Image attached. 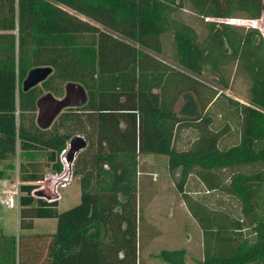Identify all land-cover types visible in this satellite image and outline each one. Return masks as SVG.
<instances>
[{
	"label": "trees",
	"instance_id": "1",
	"mask_svg": "<svg viewBox=\"0 0 264 264\" xmlns=\"http://www.w3.org/2000/svg\"><path fill=\"white\" fill-rule=\"evenodd\" d=\"M263 3L0 0V162L20 158L19 177L28 181L20 185V227L31 228L35 217L56 220L52 233L0 231V264H126L134 258L143 211L138 153L164 155L168 172L179 170L176 190L201 230L199 264H264V168L239 169L264 163V36L256 26L232 21L261 18ZM185 8L201 18V34L179 16ZM232 65L247 80L248 103L199 77L219 75L229 88L225 72ZM36 66L52 72L23 91ZM68 81L84 88L85 102L39 128L36 98L47 91L61 97ZM185 110L191 114L181 117ZM182 129L195 137L177 149ZM77 135L84 139L73 166L80 201L59 212L56 201L30 195L43 174L29 166L52 155L51 170H60L57 156ZM222 168L231 170L228 179ZM190 176L207 191L234 197L240 217L187 192ZM184 252L161 249L155 256L182 264Z\"/></svg>",
	"mask_w": 264,
	"mask_h": 264
},
{
	"label": "rangeland",
	"instance_id": "2",
	"mask_svg": "<svg viewBox=\"0 0 264 264\" xmlns=\"http://www.w3.org/2000/svg\"><path fill=\"white\" fill-rule=\"evenodd\" d=\"M264 4V3H263ZM69 12L77 15L78 17L90 21V19L85 18L83 15H79L75 11H72L66 8ZM184 20L190 22L201 34L203 27L200 21V17L190 10L185 8L181 10L179 13ZM233 23H237L239 25L245 26H256L262 35L264 36V7L262 17L256 19L254 22H250L249 19L245 18H233ZM250 23V24H249ZM168 42L170 40H167ZM150 75V73H146ZM226 75H230L229 78V88H227L223 82L220 80L219 75L213 76L209 75L205 72L202 73L199 77L208 83L214 85L219 90L225 91L228 95L238 99L241 102L248 103L247 100V80L244 74L237 70L234 65L228 67L225 72ZM130 75V74H129ZM122 79L117 81L114 84L115 88H120L122 86ZM121 82V83H120ZM64 91V87H63ZM184 100L180 101L177 105V109L184 108L185 105ZM188 107V106H187ZM190 107V106H189ZM191 112L182 111L181 117H188ZM178 140L176 141V148L177 149H186L189 143L195 137V132L191 129H182L178 133ZM233 142V138H229L227 143ZM18 152V149H17ZM20 158L14 157L7 161V165H11L12 169L19 174V164ZM54 160V156L51 155L48 159H39L37 160L32 166L29 168L38 171L39 173L43 174L51 171V164ZM140 168L142 171H150L154 172L148 173L149 175H142L138 177V184L143 189L145 187L146 190L151 188L153 191L156 192V199L158 205H161L162 201L171 202L172 207L165 209V208H154L150 209L152 215L156 222L158 223L157 228V235L155 241H152V251L154 249H162V248H183L185 250L183 255V261H186L188 264H197L198 261L196 259L200 258L202 255V239H201V230L195 221V219L190 215L188 207L185 202L181 200L180 194L177 192L175 187L176 179L179 175V170H175L172 173H169L166 168V157L164 155H151L143 154L140 155V159H138ZM258 168H264V163H255L250 165H242L239 167L241 170L245 171H252ZM8 170V169H6ZM218 172L224 179H228L229 175L231 174V170L229 168H222L219 169ZM153 178V179H152ZM10 179H6L1 177L0 178V206L2 203L6 201V193L9 190L11 184ZM79 185L78 181L73 177L72 181L65 187L60 189V194L62 197L67 195L75 196L78 193ZM185 190L189 192L191 195L195 196L196 198L204 201L209 206L221 208L227 212H229L234 217H240L239 211V203L237 200L230 196L226 195L220 191H207L203 185L194 177L190 176L186 185ZM70 194V195H69ZM144 194L140 191V195ZM153 195V194H152ZM155 195V194H154ZM153 195V196H154ZM4 199V200H3ZM4 201V202H3ZM144 202V200H143ZM144 208L142 211V216L146 217L147 205H143ZM11 211V218L9 219V227L11 232H14L16 229V218H15V210H7ZM144 212V214H143ZM166 212V213H165ZM149 214V213H148ZM170 217H167L169 216ZM167 215V216H166ZM3 216V215H2ZM55 231V220H44L38 219L35 222V226L26 231H21L23 233H47ZM248 230H245L247 232ZM151 243V242H150ZM149 243H147L148 246ZM145 244L140 241V247H144ZM151 249L149 251H151ZM158 250V251H159ZM157 258V257H155ZM199 260V259H198Z\"/></svg>",
	"mask_w": 264,
	"mask_h": 264
},
{
	"label": "crops",
	"instance_id": "3",
	"mask_svg": "<svg viewBox=\"0 0 264 264\" xmlns=\"http://www.w3.org/2000/svg\"><path fill=\"white\" fill-rule=\"evenodd\" d=\"M158 57L160 59L164 60L165 62L170 63L171 65H176L173 61L169 60L167 57H164V56H158ZM82 147L83 146H81L79 148L81 149ZM150 154L155 155L154 153H150ZM140 155H143V154L138 153L136 155V159H137V186H138V196L140 198L139 204H141L142 206L147 205V211L149 214L147 213L146 217L142 216L141 220L139 221V223H138L139 225L137 226L138 227L137 228V235H138V238L140 239V241L145 244V246L144 247L138 246L137 248H135L134 258H126L125 263L126 264H168L158 257L155 258L156 257L155 254L158 252L159 249H154L153 251L151 249V248H153L152 247V245H153L152 241H155L156 238L158 237V235L156 233L157 232L156 230L158 228V223L156 222V220L154 219V217L152 215L153 211L151 210L152 211L151 212L150 209H154V208L168 209V208H171L172 205H171V202H168V201H162L161 205H158V202L156 199V192L153 191L151 188L146 190L145 187L142 189L139 186L138 177H139V181H140V177L142 175H149L150 173L154 174V172H150V171L144 172L141 170L140 164L138 161V159H140ZM156 155H159V154H156ZM7 161L8 160L0 162V178L3 177L6 179H10V182H11L10 184L12 185V183L15 181V179L16 178L20 179V177H19V174L16 171H14V169H12L11 165H7ZM18 168H19V164H18ZM166 168H167V163H166ZM6 169H8V170H6ZM74 178L78 181V185H79L78 193H76L75 196H73V197L69 196L68 198H67V195L65 197L61 196L59 201L56 202V209L59 212L75 206L80 201L81 183H80L78 176L74 177ZM20 181H21V184L28 183V181H23L21 179H20ZM140 191L144 194L140 195ZM22 193L23 192L21 191L20 195ZM152 194L153 195L155 194V195L153 196ZM143 200H144V202H143ZM22 208H23V206H21L19 203V197L17 200V207H13V208L8 207L5 204V202L1 204V206H0V231L3 234L17 235L19 233H23L21 231H26V230L32 229L35 226L36 220H38V219H44V220L54 219L55 220V218H52V217H35L32 219V227L31 228H21L20 227L21 218H20V212L19 211ZM143 208H144V206H143ZM12 209L15 210L14 214H15V218H16V229L14 232H11L10 227H9V219L11 218L12 213H11V211H10V213H9V211H7V210H12ZM143 214H144V212H143ZM153 214H154V212H153ZM170 215L171 214H169V216H167V215L166 216L170 217ZM55 228H56V220H55ZM52 232H54V231H52ZM52 232H47V233H52ZM26 234H35V233H26ZM37 234H46V233H37ZM138 238H137V240L139 242ZM147 243H149L148 246H147ZM201 246H202V244H201ZM148 249L149 250L151 249V251H149ZM162 249H175V248L169 247V248H162ZM120 254L121 253H119V255ZM108 256L109 255H107V257ZM200 258H201V256H200ZM200 258H198V259H200ZM198 259H196V260L198 261ZM182 264H188V263L186 261H183ZM197 264H199V263H197Z\"/></svg>",
	"mask_w": 264,
	"mask_h": 264
},
{
	"label": "water",
	"instance_id": "4",
	"mask_svg": "<svg viewBox=\"0 0 264 264\" xmlns=\"http://www.w3.org/2000/svg\"><path fill=\"white\" fill-rule=\"evenodd\" d=\"M51 72L52 68L50 66H36L29 69L22 81V90L27 91L31 87L38 85ZM85 100L86 92L84 88L78 83L68 81L64 86V94L62 97H55L51 92L47 91L36 98L35 123L39 128L46 129L65 107L81 105ZM75 141L77 143L74 145ZM70 143L79 148L84 145V140L76 136Z\"/></svg>",
	"mask_w": 264,
	"mask_h": 264
},
{
	"label": "built area",
	"instance_id": "5",
	"mask_svg": "<svg viewBox=\"0 0 264 264\" xmlns=\"http://www.w3.org/2000/svg\"><path fill=\"white\" fill-rule=\"evenodd\" d=\"M83 140L81 135H78ZM67 141L57 158L61 165L60 170H51L44 173L40 180L34 182V187L30 190V195L45 200L47 202L59 201L60 189L66 187L73 179V166L80 148L75 147ZM21 181L16 178L10 189L6 193L5 204L8 207H17V200L20 196Z\"/></svg>",
	"mask_w": 264,
	"mask_h": 264
},
{
	"label": "flooded vegetation",
	"instance_id": "6",
	"mask_svg": "<svg viewBox=\"0 0 264 264\" xmlns=\"http://www.w3.org/2000/svg\"><path fill=\"white\" fill-rule=\"evenodd\" d=\"M39 84H40V83H39ZM65 84H66V83H65ZM65 84H64V86H65ZM63 94H64V91H63ZM63 94H62V96H63ZM62 96H61V97H62ZM81 105H82V104H81ZM35 106H36V105H35ZM78 106H80V105H78ZM74 107H77V106H74ZM65 108H68V107H65ZM65 108H64V109H65ZM64 109H63V110H64ZM63 110H62V111H63ZM77 136H78V135H77ZM81 136H82V135H81ZM82 137H83V136H82ZM83 140H84V139H83ZM76 143H77V141L74 142V145H75Z\"/></svg>",
	"mask_w": 264,
	"mask_h": 264
}]
</instances>
